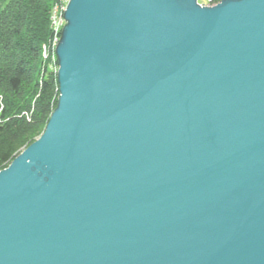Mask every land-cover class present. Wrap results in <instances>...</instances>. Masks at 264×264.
I'll list each match as a JSON object with an SVG mask.
<instances>
[{
	"label": "water",
	"instance_id": "obj_1",
	"mask_svg": "<svg viewBox=\"0 0 264 264\" xmlns=\"http://www.w3.org/2000/svg\"><path fill=\"white\" fill-rule=\"evenodd\" d=\"M64 16L57 105L0 171V264H264V0Z\"/></svg>",
	"mask_w": 264,
	"mask_h": 264
},
{
	"label": "trees",
	"instance_id": "obj_2",
	"mask_svg": "<svg viewBox=\"0 0 264 264\" xmlns=\"http://www.w3.org/2000/svg\"><path fill=\"white\" fill-rule=\"evenodd\" d=\"M55 2L0 0V136L12 140L0 170L14 158L15 143L32 142L43 133L57 105L56 73L43 56Z\"/></svg>",
	"mask_w": 264,
	"mask_h": 264
},
{
	"label": "built area",
	"instance_id": "obj_3",
	"mask_svg": "<svg viewBox=\"0 0 264 264\" xmlns=\"http://www.w3.org/2000/svg\"><path fill=\"white\" fill-rule=\"evenodd\" d=\"M69 2L70 0H56L54 3L50 15V25L52 29L51 37L49 42L43 46V56L48 60L50 69L56 73V77L59 70L56 48L60 41L63 27L66 24L64 13ZM220 2H222V0H197V3L202 7H213Z\"/></svg>",
	"mask_w": 264,
	"mask_h": 264
},
{
	"label": "rangeland",
	"instance_id": "obj_4",
	"mask_svg": "<svg viewBox=\"0 0 264 264\" xmlns=\"http://www.w3.org/2000/svg\"><path fill=\"white\" fill-rule=\"evenodd\" d=\"M218 5V4H217ZM41 136V135H40ZM39 136V137H40ZM39 137H36V139H34V141H36ZM34 141L32 142H28V143H15V146H16V150L14 152V158L19 155L21 152H23L30 144H32ZM12 143V140H11V136L9 135H1L0 136V169L3 168L6 164L5 162H3L2 160V156H3V153L8 149L9 145ZM13 158V159H14ZM12 159V160H13ZM10 165V164H9ZM8 165V166H9ZM7 166V167H8ZM6 168V167H5ZM4 168V169H5ZM3 170V169H2ZM1 171V170H0Z\"/></svg>",
	"mask_w": 264,
	"mask_h": 264
},
{
	"label": "bare ground",
	"instance_id": "obj_5",
	"mask_svg": "<svg viewBox=\"0 0 264 264\" xmlns=\"http://www.w3.org/2000/svg\"><path fill=\"white\" fill-rule=\"evenodd\" d=\"M11 163V162H10Z\"/></svg>",
	"mask_w": 264,
	"mask_h": 264
}]
</instances>
